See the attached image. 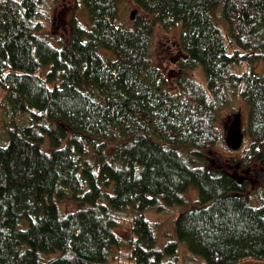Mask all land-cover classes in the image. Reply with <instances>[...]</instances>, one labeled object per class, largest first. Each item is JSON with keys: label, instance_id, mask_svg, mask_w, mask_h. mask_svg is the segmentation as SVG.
Returning <instances> with one entry per match:
<instances>
[{"label": "trees", "instance_id": "16d2710c", "mask_svg": "<svg viewBox=\"0 0 264 264\" xmlns=\"http://www.w3.org/2000/svg\"><path fill=\"white\" fill-rule=\"evenodd\" d=\"M45 1L0 0V264H109L122 224L135 264H177L181 244L208 264L264 261V188L211 157L239 94L240 168L264 178V0H133L130 24L118 21L125 0H82L89 21L75 16L58 45L41 35ZM178 24L184 73L172 88L152 41L156 25ZM198 68L206 83L188 74ZM176 206V238L160 245L150 214Z\"/></svg>", "mask_w": 264, "mask_h": 264}, {"label": "rangeland", "instance_id": "374dc122", "mask_svg": "<svg viewBox=\"0 0 264 264\" xmlns=\"http://www.w3.org/2000/svg\"><path fill=\"white\" fill-rule=\"evenodd\" d=\"M134 10L139 13V7L133 0L123 1L120 4L118 21L125 24L132 23L130 16L131 12ZM75 16L84 22L89 21L88 13L82 0H46L41 14V35L54 41L56 45H58L61 40H68L70 36L71 21ZM214 17L220 25H223L224 22L221 10H217ZM181 33V24L170 29H166L161 25H156L152 41V58L155 64L165 72L169 79L170 87L172 88H176L178 78L184 73L180 67V62L185 56L180 47ZM244 69L245 66H239L235 70L236 72L242 73ZM256 72L262 76L264 75V61L259 62L256 65ZM188 74L195 77L197 80L206 83L205 73L202 68L188 72ZM5 97L4 91L0 89V144H6L9 141V132L5 129L6 124L9 122V117L7 110L2 106ZM248 112L249 106L239 94L231 97L228 106L221 113L218 121V127L224 133L225 137L227 130L237 113H241L242 125L244 131L246 130ZM241 156V149L232 151L228 146H224L223 144L213 149L211 154L214 164H223L224 168L242 178L249 177L254 191L258 187L264 188V178L262 179L259 174L258 165H255V170H252V167V169L240 168ZM233 160L237 161L234 165L231 163ZM198 194V188L192 186L187 194L190 203L197 198ZM261 196H264V191L261 193ZM60 204L65 211L69 212L75 209V202L70 196L64 198ZM181 210V207L176 206L172 207L168 213L165 214H150V219L156 228L160 245H164L168 241L176 238L175 219ZM117 231L122 236L124 243L120 248H112L109 264H135L127 258L129 253V247L127 244L130 239V225L122 224L117 228ZM176 260L177 264H208L202 258L193 255L184 244L180 245ZM240 264H264V261L248 260Z\"/></svg>", "mask_w": 264, "mask_h": 264}, {"label": "water", "instance_id": "95a60500", "mask_svg": "<svg viewBox=\"0 0 264 264\" xmlns=\"http://www.w3.org/2000/svg\"><path fill=\"white\" fill-rule=\"evenodd\" d=\"M136 14V10L132 11L131 18L134 19ZM244 140L245 131L242 125V115L237 113L227 130L226 143L232 150L237 151L242 148Z\"/></svg>", "mask_w": 264, "mask_h": 264}, {"label": "bare ground", "instance_id": "6f19581e", "mask_svg": "<svg viewBox=\"0 0 264 264\" xmlns=\"http://www.w3.org/2000/svg\"><path fill=\"white\" fill-rule=\"evenodd\" d=\"M226 135H227V133H226ZM225 141H226V137H225ZM227 144V143H226ZM228 146V145H227ZM229 147V146H228ZM230 148V147H229ZM231 149V148H230Z\"/></svg>", "mask_w": 264, "mask_h": 264}]
</instances>
